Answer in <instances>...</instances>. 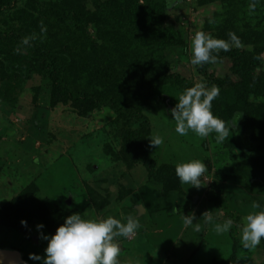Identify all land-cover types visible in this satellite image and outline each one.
<instances>
[{"label": "rangeland", "instance_id": "374dc122", "mask_svg": "<svg viewBox=\"0 0 264 264\" xmlns=\"http://www.w3.org/2000/svg\"><path fill=\"white\" fill-rule=\"evenodd\" d=\"M79 1L88 3L94 13L105 9L99 3L106 0ZM5 2L0 0V30L11 37L3 41L17 49L22 42L17 37L33 36L30 44L36 53L21 52L26 56L17 62H23L27 70L20 84L0 74V249L13 253L0 262L42 264L30 259L32 253L46 255L48 241L41 232L54 234L67 216L80 213L94 218L123 219L122 214L139 218L141 226L133 236L116 238L121 245L119 264H264V240L246 249L241 239L243 218L259 211L253 208L254 202L264 206V141L256 150L246 148L229 125L231 112L226 113L230 107L229 111L238 108L256 115L264 108V68L246 75L236 73L230 60L209 63L208 75L230 78L212 103L213 113L230 127L229 139L221 143L215 133L200 137L192 131L180 135L171 111L174 106L163 102L156 108L136 110L131 101L134 93L120 86L133 68L134 54L140 52L125 45L120 52L116 42L107 44V60L112 56L117 75L112 85L106 77L97 79L99 72L108 75L93 53L105 32L91 23L78 36L81 49L65 57L74 67L68 78L73 93L60 90L50 71L39 70L33 63L34 58L45 62L41 48L47 40L41 27L37 33L19 19V8L34 0H13V8L3 9ZM38 2L44 7L60 5L63 0ZM253 2L255 11L250 10ZM104 11L109 12L107 5ZM39 16L35 13L33 19ZM47 22L48 18H40V25ZM167 22L180 44L167 46L159 39L157 46L152 43L147 47L151 51L142 54L161 60L155 63L166 67L162 77L175 74L188 79L175 84L176 92L168 83L163 89L168 95L175 93L178 101L186 88L205 83L199 65L191 63L195 33L204 31L225 40L230 32L235 33L240 44L230 50L253 58L264 39V0H180ZM241 76L247 77L242 81ZM81 91L92 94L94 100L77 96ZM111 98L124 112L97 100ZM218 106L225 112H218ZM152 135L162 136L165 143L151 146ZM189 159H199L207 166L200 188L181 184L176 175L177 163ZM27 199L38 212L45 207L47 218L55 223L40 214L31 217ZM206 211L214 217L212 224L204 225ZM184 214H194L203 230L195 232L185 225ZM227 219L233 221L231 230L217 234L215 224ZM41 223L44 228L38 229Z\"/></svg>", "mask_w": 264, "mask_h": 264}, {"label": "trees", "instance_id": "16d2710c", "mask_svg": "<svg viewBox=\"0 0 264 264\" xmlns=\"http://www.w3.org/2000/svg\"><path fill=\"white\" fill-rule=\"evenodd\" d=\"M81 2L79 0H63V3L60 5H44L42 7L38 0H34L33 3L19 8V19L26 25V28H30L32 31L35 30L37 33L41 27L40 18H48V22L45 25L47 32H43L47 45L41 48V55L45 58V62L41 64L33 57V63L38 66V69H46L45 72L50 71L53 77L52 80L60 90L73 93L72 88L69 86L68 78L74 73V67L70 62L67 63L65 57L72 55L71 53H74L76 49L80 48L79 46H82L78 42V36L79 34L84 35L85 30H88L89 25L93 23L100 31L105 32L102 42L95 44L93 53L96 56L99 67L101 66L108 71L107 76L102 71L97 73L95 77L99 80L106 77L107 79L104 80H107L109 85L114 83L117 71L113 72L112 70V56H109V61L107 60L106 55L109 53L106 49L110 47L107 44L112 41L116 42L120 52L123 45H125L126 48H131L132 52H140L134 54L133 62L131 61L133 68L130 70L125 82L120 84L122 88L125 85L134 93V97L131 98L134 105L133 108L136 110H143L149 107L156 108L163 102H169L175 107L178 103L175 99L176 94L168 95L169 93H165L163 89L168 83L169 88H173L172 92H176L175 84H185L188 82V79L182 77V79H179L178 75L175 74H170L169 78L162 77L161 74L165 71L166 67L160 63V65L155 63L156 60L158 62H161V60L147 58L142 52L150 50L147 47L152 43L156 42L155 45L157 46L156 40L159 39L167 43V46L180 44L181 40L176 38L177 33L172 31L173 27L169 26L167 22L170 18L171 9L178 8L180 0H117L115 2L106 0L99 3L105 9L96 13L91 10L88 3ZM14 5L15 2L13 3V0H6L2 7L3 9H8L13 8ZM69 5L74 7L71 10H67L69 9ZM106 5L109 12L104 11L106 10ZM54 11L58 12L61 18ZM35 13H38V16L40 14L41 17L39 16L38 19L34 20L33 16ZM8 37L11 36H5L0 30V38H3L0 39V74L4 73V77L11 78V83L20 84L22 80H19V78L22 77L27 67L23 62L17 61H20L26 55L20 52L22 55L18 56L15 47H9L3 41ZM17 38L21 41L23 40L19 37ZM173 38H176V40ZM30 45L31 47H27L26 50L36 53L33 49L34 44L31 43ZM258 49L257 55L253 58L243 57L240 50L219 51L217 61L230 60V62H233L232 67L236 73L240 74L243 71L247 75L248 73L256 72L258 68H264V39L259 44ZM213 54L215 55L216 53L214 52ZM208 64L199 65L200 72L205 77V84L208 87L215 85L222 88L230 83L229 77L221 78L219 76L212 77L208 75ZM51 67L54 69L51 70ZM96 67L98 66L96 65ZM246 77L241 76V80L244 81ZM84 81L88 80L85 79ZM76 95L89 100L93 99V95L87 91H81ZM97 100L103 104L108 103L120 113L124 112L123 109L118 108L114 98ZM229 109L230 107L227 108L226 113L231 112L232 114L228 120L230 127L232 122H235L234 127H231L235 137L246 148L255 149L258 143L261 144L264 141V108L256 115L252 114V112L239 110L238 108L232 111H229ZM217 111L225 112L223 106H218ZM258 115H262V117L259 119L257 118ZM26 202L29 205L28 214H31V217L40 214L48 222L55 223V220L52 221L50 218H47L49 214L46 213L45 207L42 206L43 211L38 212L39 208L32 206L30 199H27Z\"/></svg>", "mask_w": 264, "mask_h": 264}, {"label": "clouds", "instance_id": "9594fccd", "mask_svg": "<svg viewBox=\"0 0 264 264\" xmlns=\"http://www.w3.org/2000/svg\"><path fill=\"white\" fill-rule=\"evenodd\" d=\"M256 3L250 4V10L255 11ZM41 31L46 33V26L41 23ZM229 39L215 38L204 31H197L191 41L193 65L216 63L220 50L229 51L231 46H239L240 41L235 33L228 34ZM33 36L25 37L21 42L18 53L25 51ZM216 53L215 55L213 53ZM220 95L218 86L208 87L205 83H196L186 88L178 97V103L171 110L173 120L176 122V132L187 135L189 131L195 132L200 137L216 134L218 142L229 139L230 127L222 118L212 111V103ZM233 121L231 127H234ZM151 146H161L165 143L160 135H152ZM36 163H39L37 158ZM207 171L206 164L199 159H189L177 163L176 175L181 184H189L196 188L202 186L201 178ZM254 209L259 211L249 212L243 218L241 225V239L246 249L256 248L264 240V206L254 202ZM141 212V209L139 208ZM118 219L114 216L94 218L80 213H73L65 218L54 234H44L41 237L48 241L45 249L46 255L30 254V259L42 261V264H119L121 245L117 237H131L140 228L139 218L133 215L123 216ZM204 225L212 224L214 217L206 211L203 214ZM184 223L192 226L195 232H201L204 225L196 221L194 214L185 215ZM126 221V222H124ZM195 221V222H194ZM27 225V220L22 221ZM232 219L215 224L217 234H224L231 230ZM38 229H43L41 223ZM2 264V262H0Z\"/></svg>", "mask_w": 264, "mask_h": 264}, {"label": "water", "instance_id": "95a60500", "mask_svg": "<svg viewBox=\"0 0 264 264\" xmlns=\"http://www.w3.org/2000/svg\"><path fill=\"white\" fill-rule=\"evenodd\" d=\"M142 209V208H141ZM13 255L12 252H9V251H5V250H2L0 249V261L1 260H9L11 258V256Z\"/></svg>", "mask_w": 264, "mask_h": 264}]
</instances>
